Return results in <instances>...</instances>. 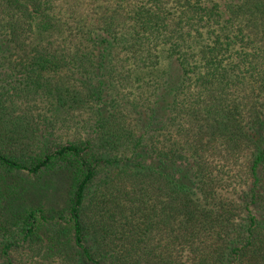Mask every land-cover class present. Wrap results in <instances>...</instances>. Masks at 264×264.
Segmentation results:
<instances>
[{"label":"trees","instance_id":"1","mask_svg":"<svg viewBox=\"0 0 264 264\" xmlns=\"http://www.w3.org/2000/svg\"><path fill=\"white\" fill-rule=\"evenodd\" d=\"M0 264H264V0H0Z\"/></svg>","mask_w":264,"mask_h":264}]
</instances>
